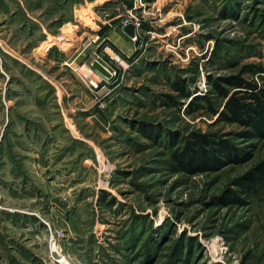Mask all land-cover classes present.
Instances as JSON below:
<instances>
[{
	"label": "rangeland",
	"instance_id": "rangeland-1",
	"mask_svg": "<svg viewBox=\"0 0 264 264\" xmlns=\"http://www.w3.org/2000/svg\"><path fill=\"white\" fill-rule=\"evenodd\" d=\"M81 3L44 28L0 30L14 54L0 66V264H54L55 253L73 264H264V187L244 196L236 185L264 160V138L248 161L193 174L172 169L167 146L171 134L181 146L192 132L238 129L186 110L212 96L209 77L264 66V0ZM58 34L64 52H43ZM229 189L241 204L219 201Z\"/></svg>",
	"mask_w": 264,
	"mask_h": 264
},
{
	"label": "trees",
	"instance_id": "trees-1",
	"mask_svg": "<svg viewBox=\"0 0 264 264\" xmlns=\"http://www.w3.org/2000/svg\"><path fill=\"white\" fill-rule=\"evenodd\" d=\"M118 55L128 61L111 42H107ZM243 73L257 74L264 79V66L247 65L239 73L226 76L209 77L212 96H198L188 103V113L203 109L218 114V120L235 124V132H192L183 138V145L177 146L178 136L168 139L172 169L188 174L215 171L231 163H242L250 159L249 152L252 141L264 138V83L248 78ZM172 87L181 97L188 98L181 81L172 83ZM172 105H177L173 96H166ZM221 99L222 110H218L215 98ZM180 139H182L180 137ZM240 195H249L264 187V160L246 172L237 181ZM223 204H241L242 200L229 189L219 197Z\"/></svg>",
	"mask_w": 264,
	"mask_h": 264
},
{
	"label": "crops",
	"instance_id": "crops-1",
	"mask_svg": "<svg viewBox=\"0 0 264 264\" xmlns=\"http://www.w3.org/2000/svg\"><path fill=\"white\" fill-rule=\"evenodd\" d=\"M82 3L81 0H75L73 4L72 0H0L1 33L8 35V28L15 25L27 30L33 27L44 28L41 21L45 16L56 12L64 20L67 14L69 15L72 11L74 13L78 6H82ZM1 46L7 52L6 58L14 55L4 40Z\"/></svg>",
	"mask_w": 264,
	"mask_h": 264
},
{
	"label": "built area",
	"instance_id": "built-area-1",
	"mask_svg": "<svg viewBox=\"0 0 264 264\" xmlns=\"http://www.w3.org/2000/svg\"><path fill=\"white\" fill-rule=\"evenodd\" d=\"M127 23L128 22L125 21L124 25H126ZM96 39H98V38H96ZM63 41H64L63 34H58V35L52 37L51 39H48L47 45L44 46V48H43L44 49L43 52H45V53H48V52H51V51H60V52H62L63 50H62L61 47H59V45L62 44ZM4 53H5V50L2 48V46L0 44V66L2 64ZM110 76H111V74H110ZM51 261L54 264H73L69 260L65 259V257L63 255H59V254H56V253L51 256Z\"/></svg>",
	"mask_w": 264,
	"mask_h": 264
},
{
	"label": "water",
	"instance_id": "water-1",
	"mask_svg": "<svg viewBox=\"0 0 264 264\" xmlns=\"http://www.w3.org/2000/svg\"><path fill=\"white\" fill-rule=\"evenodd\" d=\"M134 24L133 23H128L124 28V32L127 34V36L129 37H133L135 34V29H134ZM92 66L99 71L101 74H103L104 76L109 77L110 73L108 72V70L97 60H94L92 62Z\"/></svg>",
	"mask_w": 264,
	"mask_h": 264
},
{
	"label": "bare ground",
	"instance_id": "bare-ground-1",
	"mask_svg": "<svg viewBox=\"0 0 264 264\" xmlns=\"http://www.w3.org/2000/svg\"><path fill=\"white\" fill-rule=\"evenodd\" d=\"M80 70H81L82 72H81ZM79 72H80V75L83 76V77H84V76H85V77H88V76H89V73H91V72L89 71V69H88V68L86 69L84 66H82V67L79 69Z\"/></svg>",
	"mask_w": 264,
	"mask_h": 264
}]
</instances>
